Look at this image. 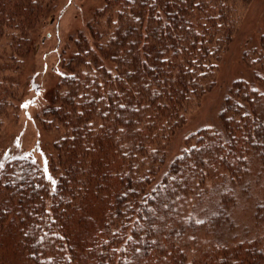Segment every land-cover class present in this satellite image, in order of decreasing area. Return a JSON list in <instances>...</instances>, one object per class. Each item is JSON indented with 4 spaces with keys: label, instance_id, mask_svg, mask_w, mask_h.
Segmentation results:
<instances>
[{
    "label": "trees",
    "instance_id": "trees-1",
    "mask_svg": "<svg viewBox=\"0 0 264 264\" xmlns=\"http://www.w3.org/2000/svg\"><path fill=\"white\" fill-rule=\"evenodd\" d=\"M251 1L101 0L50 81L56 0H0V131L44 88L40 159L0 139V264H264V30L219 79Z\"/></svg>",
    "mask_w": 264,
    "mask_h": 264
},
{
    "label": "rangeland",
    "instance_id": "rangeland-1",
    "mask_svg": "<svg viewBox=\"0 0 264 264\" xmlns=\"http://www.w3.org/2000/svg\"><path fill=\"white\" fill-rule=\"evenodd\" d=\"M100 3L101 0H56L53 18L42 29L41 35H44V37L38 44L33 57L28 59L25 64L26 71H28L27 68H31L33 71L37 70L39 74H44L42 80L48 78L52 81L55 75L53 69L54 66L56 68L58 62V52L66 35L76 28H81L91 9H94ZM244 11L246 16L241 32L236 37L235 44L226 53L224 63L219 71V79L221 81L231 74L240 73L242 66L239 61V52L243 46L247 45L243 41L249 38H252L253 41L256 37L258 39L259 32L264 30V0H252ZM236 42L239 43L236 44ZM225 83L223 86L226 85ZM223 88L217 87L214 91L210 92L204 98L201 105L188 115V120L183 128L184 131L192 130L199 125L214 121ZM43 89L40 88L36 91L26 92L23 107L5 118L3 128L0 131V139H3L2 141L6 142V144H17L19 146L17 149L31 152L38 159H40L41 155L36 145L38 139L37 132L39 130L35 124L34 108L37 101H40L44 97ZM182 134L180 133L175 137L174 147L177 148L181 144ZM13 145H10V147ZM258 183L260 182L258 181Z\"/></svg>",
    "mask_w": 264,
    "mask_h": 264
}]
</instances>
